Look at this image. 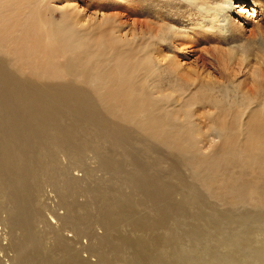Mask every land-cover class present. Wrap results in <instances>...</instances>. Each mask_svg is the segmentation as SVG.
Instances as JSON below:
<instances>
[{"label":"rangeland","instance_id":"obj_1","mask_svg":"<svg viewBox=\"0 0 264 264\" xmlns=\"http://www.w3.org/2000/svg\"><path fill=\"white\" fill-rule=\"evenodd\" d=\"M218 1L202 0L205 3L204 12H208L207 9ZM231 2L234 28L232 36L226 40L214 37L210 32L184 31L182 26L189 27L188 24L192 26L194 22L195 25L198 24L200 15L198 8L188 6L184 0H52L48 10L44 9V13L55 23H60L62 16L67 14L77 23L73 24L77 30L101 26L105 18L115 15L121 26L117 34L120 39L132 41L136 37L139 43L145 44L150 36L156 38L150 59L159 70L148 76L149 90L165 112L163 118L168 117V125L178 129L186 128L189 132L186 148L153 140L136 125L107 117L91 86L68 78L40 80L38 77L16 72L8 57L0 53V65L13 81L16 79L18 83H26L48 95L52 93L53 87L60 84L81 88L91 96L94 107L105 123L121 131L117 139L125 143L124 146H118L109 138L106 141L97 139L96 136L102 129L94 124H87L65 131L66 140L74 148L78 145L76 154L66 157L55 150L54 132H50L52 129L45 132V127L42 128L43 132L40 129L41 134L47 135H42L46 140L41 134L37 135L39 131L35 134L37 136L32 135V131L30 133L32 122H36L32 120L31 114L34 108L26 107L27 112V109L19 107L17 111L20 112H17L13 109L16 106H12V100L6 101L11 104L1 101L0 108L7 104L11 109L7 107V112L4 111V106L0 109V124L3 126H0V172L6 171L4 177L9 180L7 186L0 183V264H15L18 253L24 255L27 264H105L96 262V253L106 254L111 259L109 264H126L137 257L142 259L141 264H189L192 262L191 258L196 264H208L209 260H199L196 254L203 253L206 258L204 251L209 248L215 249L219 256H224L226 252H221V247L213 246L217 236L213 239L214 243L194 240L192 236L189 239L193 226L202 228L205 234L210 235L211 232L214 234L212 214L215 217L227 214H264V206L232 204L213 194L216 188L229 180L240 178L243 180L241 182L248 181L250 171L242 169L238 162V131L232 127L229 119H223L217 109L204 104L205 96L200 92L176 91L179 85L192 83L193 79L213 84L215 95L219 98L223 96L228 103L236 104L241 101L242 94L250 93L254 94H250L253 104L264 101V83L261 85V94H255L257 87L249 79V82L247 80L240 84L238 81L242 74H237L236 70L226 71L229 67L228 59H233L236 64L237 59H241L250 70L257 68L264 59L263 50L259 46L262 40L264 45V0ZM183 32V36L189 35L199 47L194 55L176 44V36H182ZM209 56L218 63L212 62ZM244 57L246 61H243ZM177 65L184 67L186 71L177 70ZM192 72H197L200 79ZM225 72H232L230 75L238 81L232 79L231 82L226 78L230 75ZM225 83L228 85L225 86ZM231 84L235 88L231 89ZM18 113L24 116L18 115L20 119H17L21 122H18L17 127L12 118H16ZM221 121L224 122L223 125L220 124ZM70 122V114L64 112L56 123L68 125ZM222 127H226L228 135H232V139L225 144L214 137V134L221 133L219 128ZM16 128L19 131L14 135ZM18 132L24 134L25 139ZM5 151L10 155L3 156ZM215 157L226 160H222L219 176L215 175L217 178H213L210 186L204 182V172L199 163H206ZM137 164H140L139 168ZM3 173H0L2 178ZM6 174H13L14 178ZM112 214L113 217L110 216ZM104 215L106 218L110 216V221L114 219L112 222L117 228L114 227L109 238L103 239V244L102 240H93L101 235L97 223L104 219ZM118 215L119 220L116 219ZM164 216L168 218L162 221ZM136 222L144 223V228H135ZM20 223L25 227L22 228ZM218 224V235L222 238L225 234L220 229L224 223L219 220ZM146 227L148 229L145 230ZM225 229L230 233L235 231ZM209 242H212L211 245ZM209 264L213 263L209 261Z\"/></svg>","mask_w":264,"mask_h":264},{"label":"bare ground","instance_id":"obj_2","mask_svg":"<svg viewBox=\"0 0 264 264\" xmlns=\"http://www.w3.org/2000/svg\"><path fill=\"white\" fill-rule=\"evenodd\" d=\"M51 1L52 0H0V53L6 55V58L8 57L7 59L14 70L19 73L32 75V77H38L40 80H65L68 78L76 81V83L89 85L95 91V98L101 102L103 113L107 117L118 118L122 122L134 124L147 135V137L153 140L167 143L174 147L186 148L188 141L187 129H178V127L168 125V117L164 116L163 118V113L165 112L162 111L158 100L152 97V93L149 90L147 78L159 70V67L150 59L151 49L154 47L156 38L150 36V39L146 41L145 44L139 43V39L136 37H133L132 41L120 39L117 34L121 26L115 15L105 18L103 25L91 26L85 30L75 29L73 24L77 23H75V20L73 21V19L66 16L67 14L62 16L63 19L60 23H55L49 15L44 13V9L48 10L47 8ZM184 1L188 6L198 8L200 11L197 20L198 24L195 25V22L192 26L188 24L190 28L183 25L182 28L184 31L189 33L192 32L191 30H196L199 33L210 32L214 37L223 38L224 40L232 36V29L234 26L230 12L232 9L231 0H219L217 4L215 3L214 6L209 7L206 13L203 9L205 3H203L202 0ZM183 34L184 32L182 36H176L178 40L176 43L177 46L188 49L190 53L194 55L196 52L195 50L199 48L197 43H195V40L190 38L189 35L187 36L185 34L186 36H183ZM262 41L259 43V46L264 53ZM229 49H231V47H229ZM231 55L236 56V54L233 53H231ZM209 57L212 62L216 63L217 60L215 61L212 56ZM243 61H246V57L243 58ZM228 63L229 67L226 71L236 70L237 74H242V78L238 81L236 78H232V75H230L232 72H225L230 75L226 78L230 79L231 82L232 79H234L240 84L249 79L253 86L257 87L255 94H261V85L264 83V59L258 64V67L253 70L246 67L241 59H237V64L233 59H228ZM176 67L177 70L186 71L184 67L179 65ZM192 74L197 77V79L198 77L200 79V75L197 72H192ZM233 77H235V75ZM20 82L18 83L16 79L13 81L7 71L0 65V102L12 100V106L14 104V106L17 107H13L16 111L19 110V107L25 109H27L26 107L34 108L35 110L31 113L32 120H35L37 123L33 121L31 124L32 129L28 127L25 130L27 131L29 129L30 133L34 132L32 135H35L39 131V133H37L38 135L41 134L40 132L44 127V132L52 129L50 132H54L55 139H53V141H55L54 146L56 151H59L66 157L71 154V156L76 154L78 145H76V149L66 140L64 137L65 131H71L74 130L75 127L78 128L87 124H94L102 129L99 135L96 136L97 139L106 141V139L109 138L115 145H125V143L117 139L121 131L105 123L94 107L91 96L86 94L81 88L73 87L70 84H60L53 87L52 93L48 95L40 89L31 88L26 83ZM232 84L230 85L231 89L235 88ZM226 85L228 84L225 83V86ZM236 89L239 90L238 87H236ZM181 90H187L189 92L194 90L198 94L199 92L203 94L205 96L204 104L208 107L217 109V112L222 115L223 119H229L232 127L236 128L238 131L236 136H238V142L242 144L241 147L239 143L240 149L237 151L240 158L238 162L242 169L250 171L248 181L241 182L243 180L240 178H231L232 180L229 181L225 180L227 182L224 183V181V184L216 188L213 194L232 204L248 203L253 206H264V101L257 105L253 104L251 95L254 94L250 93L251 95L242 94L241 101L236 102V104L230 102V104L223 96L219 98V96L215 95V87L213 84L205 81L198 82L193 79L192 83L179 85V87L176 88L178 92ZM6 103L11 104L8 102ZM7 104L6 107L3 105L6 108V110H4L6 112L7 107L11 109L10 105ZM3 106L1 108H4ZM13 111L14 110H12V113ZM27 112H29L28 109ZM64 112L70 114V124H57L56 122L62 117ZM18 115L20 114L18 113L16 118H12V120L14 119V123H17L14 124V126L17 125V127L20 121L18 120L20 119ZM4 116L5 114L3 117ZM28 116L31 118L30 115ZM9 117H12V115ZM218 119L221 120V117H218ZM0 121H2V119H0ZM222 122L223 121L220 122L221 125H223ZM41 123L46 125L43 126ZM1 125L2 124H0V126ZM26 125L29 126L30 124ZM15 130L16 134L14 133V135H17V131L19 130H17V128ZM219 130L221 133L214 134V137L219 139L218 141L221 142V144H225L228 140L232 139V135H228L229 132L226 131V127L219 128ZM21 132H18L20 134L19 136H21ZM95 133H97L96 130ZM23 135L24 134H22V136ZM42 135L47 137L46 134H41V136ZM46 137L43 138L46 140ZM22 138L25 139L24 136ZM43 140L44 139H42V141ZM8 155H10L9 152L5 151V153H3V156ZM19 156L20 158L22 157L21 155ZM222 160L215 157L206 163H199V166L202 167V171L204 172L203 179L206 185L212 186L211 182L213 178L216 179L217 177L215 175L221 171ZM137 162L138 161H136V163ZM137 165V168H139L140 164ZM1 172L3 173L2 170ZM4 173L7 172L5 171ZM8 175L9 174H6V176ZM12 175H9V177H12ZM4 176L5 174L3 178L0 176L2 178L0 179V183L2 182L1 185L7 186L6 184L9 183V180H6L7 177L5 178ZM12 178H14V176ZM144 188L146 189V187ZM113 207L118 208L115 206ZM156 208L153 209L156 210ZM116 213L114 214L116 215ZM105 215L104 217L102 216L104 219L97 223V226L101 230V235L93 241H103V239H106L113 233L112 231L117 228V226L115 227L116 224L112 222L114 219L112 221L109 220V218L112 219L110 216L113 217V214L110 215L109 218H106ZM215 216L216 215L212 214L214 234L213 232H211L212 234L210 235L205 234L202 228L197 229L198 226L195 228L193 226L189 239L192 236V239L195 238L194 240H201V242L213 241L217 236L213 246L221 247V252L224 250L226 254H223L224 256L216 255L215 249L209 248L206 250L207 252L204 251L206 253V258L202 255L203 253L196 254L199 260L206 259L213 264H264V214L246 213L237 216L227 214L217 216L219 218ZM118 217L119 215L116 216V219ZM164 218H166V216L163 217L162 221H164ZM132 219L133 217H131V220ZM219 220L224 223V226L220 229V231L225 234L222 238H219L218 235L220 228L218 224ZM159 221V223H161L160 219ZM15 222L17 224V221ZM135 225V228H144V223L136 222ZM22 226V228L25 227L24 225ZM146 226L149 228V225ZM155 226L157 227V225ZM225 227L234 229L235 231L231 230L233 232L230 233L229 230H227L226 232ZM148 228L146 227L145 230ZM160 243H162V241ZM211 243L209 242L210 245ZM142 245L143 244H141V246ZM80 250H82V248ZM16 257L18 258L15 264H27L22 253L16 254ZM95 259H97V263L105 264H109L111 260L103 253H96ZM191 259L192 262L189 264H196L194 259ZM141 260L139 257L136 259L133 258L126 262V264H141ZM204 260L202 261L204 262ZM162 264L171 263L163 262Z\"/></svg>","mask_w":264,"mask_h":264}]
</instances>
